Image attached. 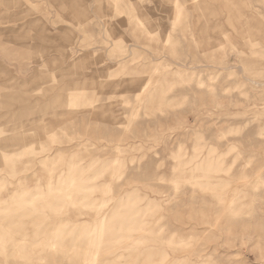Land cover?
<instances>
[{
    "label": "rangeland",
    "instance_id": "rangeland-1",
    "mask_svg": "<svg viewBox=\"0 0 264 264\" xmlns=\"http://www.w3.org/2000/svg\"><path fill=\"white\" fill-rule=\"evenodd\" d=\"M0 241L264 264V0H0Z\"/></svg>",
    "mask_w": 264,
    "mask_h": 264
},
{
    "label": "bare ground",
    "instance_id": "bare-ground-1",
    "mask_svg": "<svg viewBox=\"0 0 264 264\" xmlns=\"http://www.w3.org/2000/svg\"><path fill=\"white\" fill-rule=\"evenodd\" d=\"M130 54H131V53H130ZM71 102H72V101H71ZM71 102L68 103V104H71ZM68 104H67V105H68ZM71 105H72V104H71ZM69 107H70V106H69ZM73 107H74V106H73ZM60 189H61V188H60ZM67 194H68V193H67ZM49 204H50V203H49ZM46 205H47V204H46ZM46 207H47V206H46ZM51 207H52V206H51ZM51 207H49L48 209L50 210ZM53 211H54V210H53ZM54 220H56V219H54ZM59 221H60V220H59ZM102 222H103V219H102ZM57 223H59V222H57ZM54 224L56 225L55 222H54ZM100 224H101V222L99 223V225H100ZM102 225H104V224H102ZM57 227H58V226H57ZM57 227H56V228H57ZM59 227H60V226H59ZM59 227H58L57 229H60ZM96 228H97V226H96ZM102 228H103V227H102ZM102 228H101V230L103 231L104 228H103V229H102ZM60 231H61V229H60ZM96 231H97V230H96ZM106 231H107V230H106ZM50 232H51V231H50ZM128 232H129V231H128ZM7 233H8V232H7ZM91 233H92V232H91ZM97 233H98V232H97ZM104 233H105V232H104ZM56 234H57V233H56ZM79 234H80V232L78 233V236H79ZM85 234H86V233H85ZM93 234H94V233H93ZM101 234H102V233H100L99 235L102 236L103 234H102V235H101ZM11 235H12V234H11ZM50 235H54V234L52 233V234H50ZM90 235H91V234H89V236H90ZM97 235H98V234H97ZM105 235H106V233H105ZM58 236H59V235H57V237H58ZM80 236H81V235H80ZM89 236H88V237H89ZM100 236H99V238H98V242H99V240H100ZM10 237H12V236H10ZM125 237H127V236H125ZM51 239H52V237L50 236V240H51ZM53 239H54V237H53ZM90 239H91V236H90ZM96 239H97V238H96ZM96 239H95V241H96ZM131 239H132V238H131ZM55 240H56V237H55ZM127 240H128V239H127ZM64 241H67V240H64ZM69 241H70V240H69ZM88 241H89V240H88ZM101 241H102V239H101ZM133 241H134V240H133ZM0 242H1V241H0ZM48 242H49V241H48ZM55 242H57V241H55ZM62 242H63V241H62ZM62 242L60 241V243H62ZM86 242H87V241H86ZM129 242H130V241H129ZM50 243H51V242H50ZM53 243H54V242H53ZM65 243H66V242H65ZM87 243H88V242H87ZM99 243H100V242H99ZM135 243H136V242H135ZM55 244H56V243H55ZM68 244H69V243H68ZM68 244L66 243V246H65L66 248H67V245H68ZM75 244H76V243H75ZM92 244H93V243H92ZM92 244H91V245H92ZM95 244L97 245V243H95ZM100 244H101V243H100ZM73 245H74V244H73ZM78 245H79V244H78ZM89 245H90V244H88L87 246H89ZM91 245H90V246H91ZM93 245H94V244H93ZM96 245H95V246H96ZM61 246H62V245H61ZM63 246H64V245H63ZM63 246H62V247H63ZM76 246H77V245H76ZM76 246H75V247H76ZM80 246H81V244H80ZM100 246H101V245H100ZM102 246H103V245H102ZM37 247H38V246H37ZM37 247H36V248H37ZM62 247H61V248H62ZM75 247H74V248H75ZM82 247H83V246H82ZM59 248H60V247H59ZM61 248H60V249H61ZM78 248H79V247H78ZM84 248H85V247H84ZM86 248H87V247H86ZM101 248H104V247H101ZM82 249H83V248H82ZM34 250H35V249H34ZM56 250H57V249H56ZM61 250H62V249H61ZM75 250H76V248H75ZM78 250H79V249H78ZM84 250H85V249H83L82 251H84ZM87 250H88V249H87ZM101 250H103V249H101ZM32 251H33V250H32ZM76 251H77V250H76ZM76 251H75V252H76ZM79 251H80V250H79ZM105 251H108V250H105ZM105 251H102V252L105 253ZM16 252H17V251H16ZM52 252H53V251H52ZM54 252H55V251H54ZM60 252H63V251H60ZM67 252H69V251H67ZM72 252H73V251H72ZM87 252H89L92 256H94V255L97 253V250H95V249H92V250H91V249L89 248V250H88ZM87 252H86V250H85L84 253H87ZM77 253H78V252H77ZM81 253H82V252H81ZM89 253H88V254H89ZM99 253H100V252H99ZM106 253H107V252H106ZM108 253H109V251H108ZM108 253H107V254H108ZM19 254H20V252H19ZM25 254H26V253H25ZM69 254H71V253L69 252ZM78 254H79V253H78ZM79 255H80V254H79ZM91 255H90V256H91ZM102 255H105V254H102ZM80 256H81V255H80ZM83 256H84V255H83ZM95 256H96V255H95ZM98 256H99V255H98ZM83 258H84V257H83ZM84 259H85V258H84ZM86 259H87V258H86ZM90 259H91V258H90ZM94 259H96V258H94ZM94 259H93V260H94ZM79 260H80V259H79ZM82 260H83V259H82ZM88 260H89V259H88ZM88 260H86V261H88ZM130 260H131V259H130ZM90 261H91V260H90ZM94 261H95V260H94ZM121 261H122V260H121ZM127 261H128V260H127ZM84 263L86 264V262H84ZM84 263H83V264H84ZM87 263H90V262L88 261ZM93 263H94V262H93ZM120 263H121V262H120ZM122 263H124V262L122 261ZM94 264H95V263H94Z\"/></svg>",
    "mask_w": 264,
    "mask_h": 264
}]
</instances>
